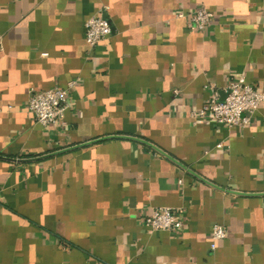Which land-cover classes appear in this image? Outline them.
<instances>
[{
    "label": "crops",
    "instance_id": "crops-1",
    "mask_svg": "<svg viewBox=\"0 0 264 264\" xmlns=\"http://www.w3.org/2000/svg\"><path fill=\"white\" fill-rule=\"evenodd\" d=\"M241 76L264 91V0H0V264H264V102L244 127L191 116ZM70 81L37 123L29 90ZM160 207L182 229L145 226Z\"/></svg>",
    "mask_w": 264,
    "mask_h": 264
},
{
    "label": "built area",
    "instance_id": "built-area-1",
    "mask_svg": "<svg viewBox=\"0 0 264 264\" xmlns=\"http://www.w3.org/2000/svg\"><path fill=\"white\" fill-rule=\"evenodd\" d=\"M213 13L204 7H197L187 13V26L190 29L204 31L213 21ZM112 34L109 20L103 15H93L84 23V39L88 47L96 46L102 39ZM70 81L64 88L52 87L46 90H29L27 110L34 120L42 126L61 124L64 113L68 108V89L74 85ZM225 97L220 100L215 91L201 106L198 113L191 116L204 119L208 118L218 125L226 127H244L250 123L253 113L260 103L264 102V91L257 90L253 85L245 82L244 77L228 83L224 89ZM218 145V147H220ZM181 181L179 180V183ZM178 212L167 207L154 209L144 218L145 226L152 230L171 231L180 230L183 221L178 218ZM210 248H215V243L226 236V230L219 224L211 228Z\"/></svg>",
    "mask_w": 264,
    "mask_h": 264
}]
</instances>
